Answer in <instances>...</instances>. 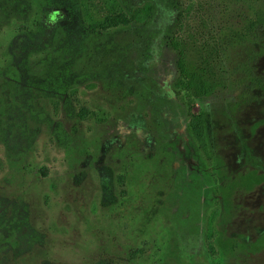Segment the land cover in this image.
<instances>
[{"label": "rangeland", "instance_id": "obj_1", "mask_svg": "<svg viewBox=\"0 0 264 264\" xmlns=\"http://www.w3.org/2000/svg\"><path fill=\"white\" fill-rule=\"evenodd\" d=\"M154 1L150 24L90 36L77 10L48 18L44 0H0V264H264V0L255 30L246 3L218 18L231 28L224 86L206 98L176 87L164 32L177 11ZM61 51L73 66L63 94L36 85ZM11 65L29 92L7 88ZM201 111L213 161L189 130ZM14 217L27 219L15 241L3 234Z\"/></svg>", "mask_w": 264, "mask_h": 264}, {"label": "trees", "instance_id": "obj_2", "mask_svg": "<svg viewBox=\"0 0 264 264\" xmlns=\"http://www.w3.org/2000/svg\"><path fill=\"white\" fill-rule=\"evenodd\" d=\"M8 5L16 6L25 3V0H5ZM176 9L177 17L173 24L169 25L164 32V41L177 53L178 80L176 87L185 90L192 97L206 98L214 96L224 86V65L222 58V42L229 36L230 25L219 22L218 18L229 12L233 6L246 3L250 9L246 17V31L255 30L262 16L259 0H168ZM73 6H72V5ZM42 10L48 18L54 17V12L47 13L52 6L58 11H64V20L73 16L69 11L77 10L83 16L88 35H94L100 31L116 29L131 24H150L156 11L154 0H148L142 6L129 7L125 0H44ZM75 9H74V8ZM224 17V16H223ZM22 40L33 38L35 30L24 25ZM37 32L43 34L44 28L37 24ZM235 31V30H233ZM34 33V34H33ZM240 33V32H239ZM242 36L243 34L240 33ZM69 54V53H67ZM67 54L58 52L60 59L57 63L48 62L45 58L42 63L43 70L37 78V84L53 91L65 93L73 74V66L68 63ZM51 64V66H49ZM70 64V65H69ZM20 66L8 67L6 81L7 88L19 93L30 91L25 89L20 82ZM23 86H21V85ZM31 85V83H29ZM79 116L85 118L88 114L86 108H81ZM18 125L22 122L18 120ZM16 125V122L13 124ZM17 127V126H16ZM189 130L196 139L199 148L208 161L214 160V151L211 139V117L208 111L192 113L189 121ZM16 131V130H15ZM13 131L15 134H17ZM214 214L208 221L206 239L212 249L214 239L219 233L215 227ZM16 221H8L10 237L17 232Z\"/></svg>", "mask_w": 264, "mask_h": 264}, {"label": "flooded vegetation", "instance_id": "obj_3", "mask_svg": "<svg viewBox=\"0 0 264 264\" xmlns=\"http://www.w3.org/2000/svg\"><path fill=\"white\" fill-rule=\"evenodd\" d=\"M13 221V223L16 221V226H17V232L15 233V235L13 236V237H10V233H9V231H7L6 229H7V227L9 226V224H8V221ZM7 221V223L3 226V228H4V235L6 236V238H10V239H14V241H15V238L17 239L18 237H19V234L21 233V231H22V229H23V227H25V225L27 224L26 222H27V219H26V217L25 218H19V219H17L16 217H14V218H12V219H9ZM3 223H5V222H2V224Z\"/></svg>", "mask_w": 264, "mask_h": 264}]
</instances>
